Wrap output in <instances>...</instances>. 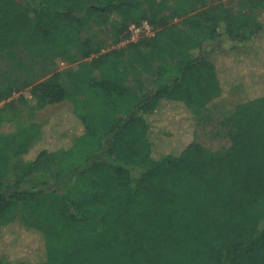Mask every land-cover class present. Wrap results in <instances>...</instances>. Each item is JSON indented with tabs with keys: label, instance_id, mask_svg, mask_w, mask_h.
<instances>
[{
	"label": "trees",
	"instance_id": "obj_1",
	"mask_svg": "<svg viewBox=\"0 0 264 264\" xmlns=\"http://www.w3.org/2000/svg\"><path fill=\"white\" fill-rule=\"evenodd\" d=\"M91 19L118 47L82 39ZM143 21L155 34L129 41ZM40 46L73 68L17 102L22 84L0 85V264H264V0H0V55ZM69 88L62 114L16 117ZM222 101L212 154L197 109ZM48 155L67 178L8 183Z\"/></svg>",
	"mask_w": 264,
	"mask_h": 264
},
{
	"label": "rangeland",
	"instance_id": "obj_2",
	"mask_svg": "<svg viewBox=\"0 0 264 264\" xmlns=\"http://www.w3.org/2000/svg\"><path fill=\"white\" fill-rule=\"evenodd\" d=\"M19 4L26 5V0H17ZM215 3L228 0H214ZM155 31L144 30L138 37L152 36ZM92 35L95 40H104L102 53L110 51L114 47L112 44L111 26L104 24L102 27L96 24V20H88L82 31V39ZM218 45V44H217ZM73 68L66 59L57 51L47 46H40L30 50L14 48L11 51L0 55V85L8 82H17L20 89L8 101L17 102L21 95L30 96L29 86L24 84L36 83L46 79L52 73L60 70ZM152 77H144L142 80L146 87L151 85ZM24 83V84H23ZM68 99L55 104L47 105L37 111H30L27 107L14 104L19 113L18 120L24 124L30 122H40L53 115H60L72 105L71 100L76 97L75 90L68 89ZM5 103H0L2 107ZM234 111V106L229 102H219L212 107L197 109L198 124L195 128V138L212 154H221L230 146V139L227 127L224 124ZM12 115L13 112L9 111ZM179 154V153H178ZM69 170H62L59 160L55 155H48L39 164L34 166H21L18 161L13 162L12 171L7 179L8 183L21 180L28 183H55L69 176ZM50 186V185H49ZM37 244V241L34 243Z\"/></svg>",
	"mask_w": 264,
	"mask_h": 264
},
{
	"label": "built area",
	"instance_id": "obj_3",
	"mask_svg": "<svg viewBox=\"0 0 264 264\" xmlns=\"http://www.w3.org/2000/svg\"><path fill=\"white\" fill-rule=\"evenodd\" d=\"M152 29L151 25L148 23V21H143L140 24H133L131 26V36L129 41H138L140 39V37H138V34L140 32H143L144 30H147L148 32H150ZM153 30V29H152ZM154 35V34H153ZM152 35V36H153Z\"/></svg>",
	"mask_w": 264,
	"mask_h": 264
}]
</instances>
